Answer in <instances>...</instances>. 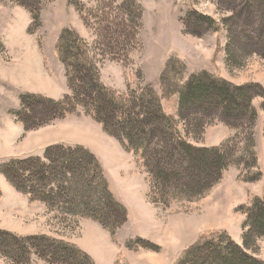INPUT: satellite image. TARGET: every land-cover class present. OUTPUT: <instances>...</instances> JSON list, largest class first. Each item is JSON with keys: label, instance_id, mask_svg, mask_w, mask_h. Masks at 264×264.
<instances>
[{"label": "rangeland", "instance_id": "rangeland-1", "mask_svg": "<svg viewBox=\"0 0 264 264\" xmlns=\"http://www.w3.org/2000/svg\"><path fill=\"white\" fill-rule=\"evenodd\" d=\"M129 1L141 12L138 26L127 22L122 9ZM64 29L76 34L80 30L95 40L89 50L98 69L105 61H117L127 71L133 70L137 84L128 88L133 92L144 88L131 60L134 51L140 55L158 49L169 60L178 54L188 60L190 69H205L196 73L222 72L228 52L239 65L231 75L247 81L255 79L250 67L255 62L264 64V0H0V233L72 241L95 264H175L202 233L223 232L222 227L235 224L237 216L243 215L238 206L233 210L236 202L231 191L236 184L230 181V171L241 168L231 167L204 199L170 206L159 201L150 176L144 218L137 225L126 222L114 237L92 220L94 225H84L81 219L60 220L43 204L19 193L1 173L4 164L35 156L24 147L28 135L82 109L59 118L45 101L54 100L33 92L40 84L32 74V63L47 54ZM185 66L184 79L189 73ZM67 85L69 94L64 97L71 94L68 78ZM164 101L167 110L176 111L175 97ZM182 129L192 141L204 139L206 128L201 133ZM241 174L238 182L243 184ZM251 253L264 262V238ZM0 264L15 263L0 254ZM30 264L45 263L32 257Z\"/></svg>", "mask_w": 264, "mask_h": 264}, {"label": "trees", "instance_id": "trees-1", "mask_svg": "<svg viewBox=\"0 0 264 264\" xmlns=\"http://www.w3.org/2000/svg\"><path fill=\"white\" fill-rule=\"evenodd\" d=\"M128 3L122 8L127 22L138 26L141 12L132 1ZM89 48L73 30H62L56 54L66 67L71 94L57 102L45 101L59 118L82 108L121 141L152 177L155 193L165 206L204 199L233 166L242 168L244 183L261 179L254 138L258 112L252 104L257 97L264 101L261 86H235L208 72L184 79L186 66L171 58L161 77L162 96L150 85L138 93L129 90L119 95L102 85ZM227 55V63L237 68L236 58ZM176 96L178 118L167 115L162 107L164 100ZM215 123L236 132L217 148L196 147L181 132L183 127L186 133L191 128L201 133ZM1 173L19 193L43 204L60 220L89 219L113 237L127 222L126 208L112 195L99 161L84 147L53 145L42 157L4 164ZM238 210L245 216L242 245L225 232L208 231L175 264H264L251 253L264 238V200L252 197L248 206ZM0 235V254L15 264H30L32 257L45 264H95L87 253L63 239Z\"/></svg>", "mask_w": 264, "mask_h": 264}, {"label": "crops", "instance_id": "crops-1", "mask_svg": "<svg viewBox=\"0 0 264 264\" xmlns=\"http://www.w3.org/2000/svg\"><path fill=\"white\" fill-rule=\"evenodd\" d=\"M77 34L88 46H93L95 40L91 39L90 35H85L80 30H78ZM58 40L59 37L53 41V45L51 44L47 54H40L32 63L34 66L32 74L39 78V82H36V84H40L39 88L33 92L39 93L54 101H59L65 95L69 94L66 67L57 57L55 51ZM174 55L175 58L187 65L189 71L187 78L198 71L205 70L198 69L196 71L194 68L190 69L188 60L178 54ZM93 56L94 54H91L92 59ZM169 58V56H164L163 51L158 49L149 52L142 51L140 55L134 51L131 60L133 61V66L134 64L135 66L137 65L141 73L142 87L150 85L160 96L162 95L161 75ZM260 64L259 62H255L250 67V71L254 73L255 79L247 81L237 79L238 77L231 75L232 71L237 68L234 69L235 67L227 63V56L224 59L222 72L206 70L208 73L218 75L235 86L252 83L264 89V64H262L263 66ZM99 68L102 85L119 95L127 94L129 85L133 87L131 84H137L136 73L133 70L127 71L121 62L105 61ZM175 102L176 111L167 110V104L165 101L162 102L167 115L176 117L178 112L177 96L175 97ZM262 103L263 99L258 97L252 103L258 112L254 128V138L257 154V169L262 176L258 182L240 184L238 178L242 168L230 171L231 179H229L231 183L236 184L231 191L232 197L234 198L233 201L236 202L233 210L237 206L239 208L240 206L246 205L249 202L250 196H255L260 199L264 198V110L262 109ZM181 132L185 135L182 127ZM204 133L203 140L192 141L188 139L189 143L199 148H217L233 138L236 132L225 124L217 123L213 126L206 127ZM185 137L187 136L185 135ZM53 145L68 147L81 146L93 154L101 165L112 195L127 210V225H137L138 220L144 218L141 213L146 209L145 199L150 191V175L145 169L139 166L137 157L128 151L121 141L107 134L103 126L97 123L84 110L79 109L68 114L63 120L56 121L52 126L32 132L24 142V147L32 150L31 155H35L34 157H42L46 149ZM237 217L239 219L235 224L224 226L221 230L227 233L237 244L241 245L243 242L242 223L245 217L243 215ZM81 221H84L82 222L84 225H94V223L89 222L90 220L87 219H81ZM70 242L74 243L72 241Z\"/></svg>", "mask_w": 264, "mask_h": 264}]
</instances>
